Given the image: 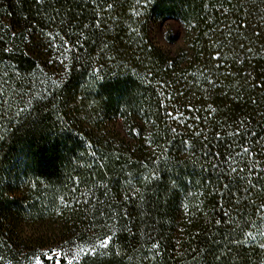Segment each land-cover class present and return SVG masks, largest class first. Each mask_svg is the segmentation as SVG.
<instances>
[{
    "label": "trees",
    "instance_id": "1",
    "mask_svg": "<svg viewBox=\"0 0 264 264\" xmlns=\"http://www.w3.org/2000/svg\"><path fill=\"white\" fill-rule=\"evenodd\" d=\"M0 264H264V0H0Z\"/></svg>",
    "mask_w": 264,
    "mask_h": 264
},
{
    "label": "rangeland",
    "instance_id": "2",
    "mask_svg": "<svg viewBox=\"0 0 264 264\" xmlns=\"http://www.w3.org/2000/svg\"><path fill=\"white\" fill-rule=\"evenodd\" d=\"M164 26H170L174 32L176 33L177 37H178V40L180 41L181 40V36H182V27L180 24H178L177 22H174V21H170V20H165L161 23V25H159L158 27V32L160 34V39L162 40L161 38V31H163V27ZM53 251H56L55 253H57L59 251V248L56 249L54 248ZM48 252V251H47ZM49 253V252H48ZM53 254H50L48 257H51Z\"/></svg>",
    "mask_w": 264,
    "mask_h": 264
}]
</instances>
